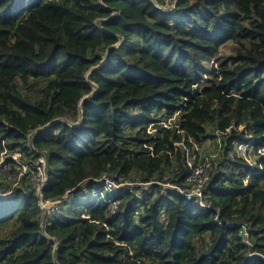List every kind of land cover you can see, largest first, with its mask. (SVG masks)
Instances as JSON below:
<instances>
[{"label":"trees","instance_id":"1","mask_svg":"<svg viewBox=\"0 0 264 264\" xmlns=\"http://www.w3.org/2000/svg\"><path fill=\"white\" fill-rule=\"evenodd\" d=\"M168 1L0 0V149L36 161L27 136L44 127L31 140L47 151L43 196L66 197L44 230L57 247L27 175L0 198V264H264V156L250 171L234 152L247 135L264 145V0ZM181 107L189 144L233 126L205 190L214 208L157 184L93 198L110 173L184 185L183 135L148 133Z\"/></svg>","mask_w":264,"mask_h":264},{"label":"clouds","instance_id":"2","mask_svg":"<svg viewBox=\"0 0 264 264\" xmlns=\"http://www.w3.org/2000/svg\"><path fill=\"white\" fill-rule=\"evenodd\" d=\"M205 63L211 64V66L210 67H207L205 65ZM202 64H203V66L205 67V69L208 72L212 71L213 67L216 65V63L214 61H212V62H206V61H204ZM208 77L209 76L206 74L203 77V79L200 81V83H204L208 79ZM185 106L186 105H184V107ZM184 107H181V109H179L173 115L160 117L159 119H157L156 121H154L153 123H151V125L148 128V133L154 135V137H156L159 133H161V135H163V133H164L165 130H171V131L176 130V133L183 135V138L181 139V141H178L177 140V141L174 142V146L176 148L175 149L176 152L182 150L184 152V154H185V158H183V160H185V167H186V170H187V176L185 178L184 185L183 184L181 185L178 182L171 181V180H168V181H165V182H162V181H159V180H152V181H149V182H144V181H140V180L139 181H132V179H124V177L123 178H120L118 180L116 174L110 173V174H107V176H109V177H111V178H113L115 180V182L117 184V188L115 190H113V191H109L105 187V181L102 180L100 182V181H98V179H96V181L99 184H102L103 183L104 188L102 190H100V191H97V190L94 191L91 194V196L93 198H95V197H98L99 192H103L104 191L107 194H112V193H115V192L120 191L121 189H125L126 191H129L131 194H136V196H139L140 198H143L144 199L145 193L151 191V187H150L151 184H157V185L160 186V194L163 195V196H167L171 191H174V192L180 194L181 196H183L187 201L192 202L197 208H199L201 210L209 211V210L213 209L214 207H213L211 201L207 200L206 197H205V190L207 188V184H208L209 179H210L211 170H212V166H213V161H214V159L216 157H219L223 153V151H224V144H223V141L221 139V136L223 134H226L227 132H229L230 129H231V127H233V126L227 128L226 131H222L220 129H217L216 132H215L216 135H217V139H218L217 145H218L219 151L221 153L219 155L217 154V152H215L214 154L206 153L203 150V146H202L203 144L200 145L199 143H197L195 141V139L191 135L188 136V141L190 142V144L186 142V130L183 129V127L181 125V122H180L181 121V113H182V110L184 109ZM165 123H168L169 126H166ZM43 128L44 127H38V128H36L34 131H32L27 136L28 142H29L28 143V146L30 147V149H31L32 152L39 153L38 154V157H39V155L41 153H44L46 155V157H47V151L45 149L44 150H40V151L37 150V149H36L37 151L32 150L35 147L33 146L31 140H32V137L34 136L35 132L38 131V130H40V129H43ZM160 129H162V131H160ZM239 129L240 130H243L244 129V126H240ZM247 138H248V140H245V141H235L234 142V152L238 156H240V157H242V158H244L246 160V162L250 166V171L261 170L263 168V166H262L261 162H259L258 160L261 157L264 156V145L260 146L256 150L255 147H254V145H253V143L255 142V138L252 135H247ZM150 148H151V154L153 156H157L156 154H154V148L153 147H150ZM16 154H20L19 161L22 162V163H25V162H23L21 160V153L20 152H17L15 154H11V155H16ZM169 154H170V157L171 158H174V154H173L172 151H169ZM251 157H252V161H250V158ZM15 164H16V161H15ZM201 167H204V168L207 167V169H206V175H205V176H207V180H206L205 185H204V188H203V199H204L205 202H208L211 205V208H204V207H202L200 205H197L195 203V201L188 200L186 198V196H184L183 194H181L180 191L175 188V186H179L180 188H183V189L189 188L190 187L189 184H188V177H189V175L191 174V172L193 171L194 168H201ZM256 167H259V168H256ZM14 171H16V172H14ZM13 174H14V176H16V178L13 180V183L14 184H12V181L6 183L5 179H1L0 180V181L3 182L0 185L1 186V189H0V198H9V197L14 196L16 194V192H17V189L20 186H22V178L24 176H26V175H22L20 177L19 176V170H16V169L13 170ZM104 175H106V174H104ZM45 176H46V183H45V185H46L47 182H48V180H49V177H48L47 172H46V175ZM249 176H250V173L247 174V177H246V180H245V184H247L248 179H249ZM28 179L30 180L29 177H28ZM30 182L33 185V187L30 188V189H28V190H25V193L26 194H30L33 191H35L36 194L38 195L39 192H37V189L34 187V183L31 180H30ZM15 183H17V184L15 185ZM5 186H8V188L6 189ZM44 186H43L42 189H40V193H41V195H42L43 198H44V196H43ZM38 197H39V195H38ZM63 198L64 199H57V200H61V203L59 204L60 211H61V206L63 204V201L66 199V197L64 196ZM49 201H51V200H49ZM107 203H110L111 204L110 205V208H111V213L112 214H115L117 212L116 210H118L119 205L121 204V202L119 200L113 201L110 198H108ZM40 208H41V206H40ZM138 208H139L140 211H142L143 210V205H140ZM41 210H42V208H41ZM215 211L218 213V209L217 208H216ZM55 213H57V212H55ZM43 214H44V212H43ZM48 216L49 215L44 214V219L45 218H48ZM44 219L42 221V230H43L44 234L46 236H48L45 233V231H44L45 230V225L48 223V221H47L46 224H44ZM230 225H231V223H230ZM245 226L249 230V224L247 222H244V223H241L240 233H241V230H243V228ZM48 239L50 241L54 242L55 243V247H57L58 241H57L56 238L51 237V236H48ZM243 241L248 246L252 247L253 244H251V242H250L249 239H248V241H246V238L244 236H243Z\"/></svg>","mask_w":264,"mask_h":264},{"label":"built area","instance_id":"3","mask_svg":"<svg viewBox=\"0 0 264 264\" xmlns=\"http://www.w3.org/2000/svg\"><path fill=\"white\" fill-rule=\"evenodd\" d=\"M166 126H169L168 123H165ZM32 150L37 151L35 148ZM2 149H0V155L2 153ZM10 156V157H9ZM9 156L0 159V162L8 166L12 169L11 174L13 173V170H19V176L22 175H28L30 180L34 183V187L37 189V192H39V204L46 215L54 214L55 212L60 211L59 204L61 203V200H45L41 193L40 189L43 188V186L46 183V165H47V157L44 153H41L37 159V161L34 162H25L22 163L19 161L20 154L11 155L9 153ZM13 160H11V159ZM10 159V161H9ZM16 161V164H15ZM5 162V163H4ZM206 169L207 167H201V168H194L191 174L188 177V184L189 188L183 189L179 186H175L177 190L180 191L181 194L186 196L188 200H193L197 205H200L204 208H211V205L208 202H205L203 199V188L205 185V182L207 180L206 175ZM4 173V172H2ZM6 174V173H5ZM7 178H10V175L7 176ZM6 179V177L2 178ZM105 181V187L109 191H113L117 188V184L115 180L107 175H103L98 181ZM48 221L47 218L44 219V224H46ZM241 234L246 238V241L249 239V230L246 228V226L241 230Z\"/></svg>","mask_w":264,"mask_h":264},{"label":"rangeland","instance_id":"4","mask_svg":"<svg viewBox=\"0 0 264 264\" xmlns=\"http://www.w3.org/2000/svg\"><path fill=\"white\" fill-rule=\"evenodd\" d=\"M169 3H171L172 1L171 0H169L168 1ZM168 5H166V7H167ZM224 52L226 53V54H230V53H233L234 52V50H233V45L232 44H228L225 48H224ZM205 65L207 66V67H210L211 66V64H207V63H205ZM217 142H218V139H217V137L215 138V139H213V138H210V139H208L202 146H203V150L206 152V153H209V154H214L215 152H217V154L219 155L221 152L219 151V147H218V145H217ZM9 156V152H7V151H3L2 153H1V155H0V159H4V158H6V157H8ZM250 161H252V157L250 158ZM5 163V162H4ZM2 172H4V173H2ZM11 172H12V169L11 168H9L8 166H6L5 164H3V163H1L0 162V180L2 179V178H4V177H6V179H5V181H6V183H8V182H10V181H12V184H14L13 183V180L16 178V176H14V174L12 173L11 174ZM6 173V174H5ZM8 175H10V178H7V176ZM2 181H0V183H1ZM17 183H15V185H16ZM0 189H1V186H0Z\"/></svg>","mask_w":264,"mask_h":264}]
</instances>
